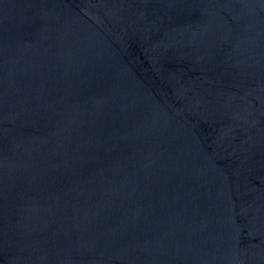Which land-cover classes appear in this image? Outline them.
I'll return each mask as SVG.
<instances>
[{
  "label": "water",
  "instance_id": "1",
  "mask_svg": "<svg viewBox=\"0 0 264 264\" xmlns=\"http://www.w3.org/2000/svg\"><path fill=\"white\" fill-rule=\"evenodd\" d=\"M0 264H264V0H0Z\"/></svg>",
  "mask_w": 264,
  "mask_h": 264
}]
</instances>
